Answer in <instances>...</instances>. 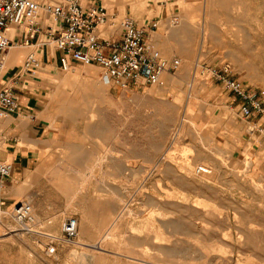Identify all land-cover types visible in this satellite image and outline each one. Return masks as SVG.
<instances>
[{"label":"rangeland","instance_id":"obj_1","mask_svg":"<svg viewBox=\"0 0 264 264\" xmlns=\"http://www.w3.org/2000/svg\"><path fill=\"white\" fill-rule=\"evenodd\" d=\"M102 1L141 24L167 7L181 66L143 89L103 83L96 65L25 74L45 145L2 190L0 264H264V119L240 127L222 85L202 73L228 63L264 89V0ZM192 44L193 56L179 53ZM20 201L34 223L12 215ZM69 217L78 220L70 240Z\"/></svg>","mask_w":264,"mask_h":264},{"label":"built area","instance_id":"obj_2","mask_svg":"<svg viewBox=\"0 0 264 264\" xmlns=\"http://www.w3.org/2000/svg\"><path fill=\"white\" fill-rule=\"evenodd\" d=\"M169 1L173 0H166ZM43 10L50 14V22H40ZM144 21L141 24L131 14L119 17L95 0H53L45 7L38 0H0V78L5 70L3 55L12 44L7 29L24 26L29 39L36 38L45 29L44 33L60 52L59 66L63 69L77 64L96 65L102 82L107 85L122 89L157 86L164 75L177 74L181 59L176 55L166 56L148 35L149 31L159 28L161 18L146 17ZM41 68L42 62L36 52L30 51L20 71L29 74ZM204 70L237 101V113L242 120L250 123L257 116L264 119V89L237 78L228 63ZM14 82L0 83V119H6L21 109ZM258 130L262 131V128ZM13 169L11 162L0 158V192L5 188L4 178L10 176ZM11 213L20 224L35 221L29 202H17ZM77 228V218H66L61 228L63 237L73 239ZM55 251V246L47 249L50 255Z\"/></svg>","mask_w":264,"mask_h":264},{"label":"crops","instance_id":"obj_3","mask_svg":"<svg viewBox=\"0 0 264 264\" xmlns=\"http://www.w3.org/2000/svg\"><path fill=\"white\" fill-rule=\"evenodd\" d=\"M95 1L103 3L102 0ZM41 3L45 7L49 2L45 1ZM166 9L167 7H164L161 10V16L160 14L153 16L162 17L161 24L157 30L149 31L148 35L161 51L176 55L177 53H175L173 48L174 45L178 44L181 47V31L178 28H170L168 31L165 29L164 21L166 16L162 15V13H165ZM39 20L41 23L50 22L51 16L46 10H43L39 16ZM44 32L45 29L36 38L29 39L24 26H10L7 29L8 38L12 44L3 55L5 59V70L0 78V83H13V80H15L14 86L20 97L21 109L0 123V133L3 136L0 145V158L11 162L14 168L11 175L4 178V186H15L16 181L25 178L26 174L38 160L39 150L45 145L44 141L39 138H43L44 136L43 125L33 122L35 120V114L32 113V109L36 106L37 101L30 92L21 88V85L24 83L23 78L26 76L20 71L23 60L30 51L36 52L42 62V68L50 65H59L60 52L56 49L53 40L48 38ZM189 47L190 50L183 48L182 50L177 49V51L179 50L180 54L190 53L193 56L195 54V45L192 44ZM205 72L208 73L207 70L202 71L203 74ZM167 76L169 75H164L161 83L157 86L164 85ZM220 90V95H222L227 106L236 109L235 120H237L238 125L240 127L245 126L247 122L242 120L237 113V101L223 87ZM25 146L27 147L25 148ZM7 198L8 196L2 195L1 190L0 205H5L8 200Z\"/></svg>","mask_w":264,"mask_h":264},{"label":"bare ground","instance_id":"obj_4","mask_svg":"<svg viewBox=\"0 0 264 264\" xmlns=\"http://www.w3.org/2000/svg\"><path fill=\"white\" fill-rule=\"evenodd\" d=\"M182 19H183V18H182ZM171 25H172V24H171ZM171 25H170V26H171ZM173 25H175V24H173ZM172 27H173V26H172ZM175 32H176V31H175ZM173 33H174V32H173ZM171 35H172V34H171ZM167 40H168V39H167ZM96 83H97V82H96ZM97 92H98V91H97ZM163 160H164V158H163ZM161 161H162V160H161ZM189 164H190V163H189ZM190 166H191V165H190ZM188 168H190V167H188ZM190 169H191V168H190ZM200 170H201L200 168L196 169L195 173H199ZM193 171H194V170H193ZM125 206H126V205H125ZM0 212H1V211H0ZM5 215H6V214H5ZM0 216H1V215H0ZM119 216H120V214H119ZM117 217H118V216H117ZM1 222H2V221H1ZM113 223H114V222H113ZM112 227H113V226H112ZM112 227H111V228H112ZM26 228H27V227H26ZM31 230H32V229H31ZM31 230H30V231H31ZM107 230H108V229H107ZM10 231H11V230H10ZM28 231H29V230H28ZM32 231H33V230H32ZM35 231H36V230H35ZM11 232H12V231H11ZM109 232H110V230H109ZM8 233H9V232H8ZM107 235H109L108 232H107ZM106 237H107V236H106ZM1 240H2V239H1ZM99 247L101 248L100 244H99ZM100 248H99V249H100ZM102 249H103V248H102Z\"/></svg>","mask_w":264,"mask_h":264}]
</instances>
